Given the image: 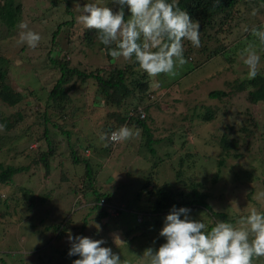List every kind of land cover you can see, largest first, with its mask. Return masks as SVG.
<instances>
[{
	"label": "rangeland",
	"instance_id": "374dc122",
	"mask_svg": "<svg viewBox=\"0 0 264 264\" xmlns=\"http://www.w3.org/2000/svg\"><path fill=\"white\" fill-rule=\"evenodd\" d=\"M17 1L21 5L20 21L10 40L0 38V48L6 52L5 48L9 46L12 51L8 73L11 85L26 93L33 88L44 101L47 91L43 93L42 89H49L59 75L50 55L71 57L74 62L71 66L80 60V66L87 70L91 64L98 63V56L102 57L101 53L78 40L69 42L64 35L65 31L69 35L68 27L73 29L74 35L83 30L77 17L84 4L96 3L116 9L111 0H56L51 7L48 0ZM262 5L260 0L240 3L239 12L235 10L234 18L227 19L229 25L225 22L221 25L225 20L222 13L206 28H202L199 21L201 46L196 48L187 40L183 42L187 63L177 67L175 75L149 77L137 68V75L144 73L152 86L159 85V90L165 93L159 99L147 101L150 105L147 122L154 138L151 141H147L141 129L129 125L138 131L137 136L119 142L112 150L104 146L106 143L99 136L106 132L107 116L111 111L121 109L105 102L100 104L103 107L95 110L93 105L103 95L90 84L72 94L74 102L65 108L68 113L63 119L56 110L49 109L56 117L53 115L47 124V137L43 135V124L34 115L42 113L44 106L39 100L32 102L28 97L26 104L32 106L27 108V113L32 112L34 120L31 129L25 131V138L16 139L9 149L6 145L7 150L3 147L0 151V162L4 166L29 164L28 171L13 176L12 187L0 185V264H72L73 260L62 254V248L69 243V233L105 240L102 246L120 254L123 264H147V258L143 256L145 249H158L165 242L160 236L154 239L151 231H157L155 235H159L168 214H148L156 198L154 192L148 191L151 186L141 189L148 176H152L156 186L170 182L175 188H184L187 192L190 188L183 185V179L185 185L190 181L203 183L199 189L206 192L207 202L214 210L228 213L229 223L234 225L252 208L258 212L263 210L264 196L258 194L264 192V101L251 103L246 88L238 90L231 85L235 78L248 77L241 52L232 54L231 60L220 54L206 61L213 48L226 44L234 48L239 41L245 47L253 45V50L260 56L258 70L264 74V68L260 69L264 64L261 55L264 52L258 48L264 49V45L246 35L250 28L264 24ZM44 10H47L45 15ZM128 15L125 9V19ZM21 22L27 24L28 30L40 35L41 40L35 48L20 42ZM58 24L61 33L55 39L59 43L55 46L52 32ZM0 34H8L1 23ZM83 48L85 53L81 52ZM132 61L120 57L117 62L122 66ZM197 62L205 63L196 66ZM214 88L224 89L228 95L221 99L206 96V92ZM206 107L214 114L208 122L200 116ZM53 121L59 123L58 128L51 125ZM61 128L69 131V140L77 143L78 148L82 151L86 148L85 153L89 151L85 157L92 169L93 183L84 195L75 190L79 183H84V162L78 164L80 168L71 163L66 148L68 137L59 130ZM222 136L236 142L235 147L224 155L219 154ZM47 143L58 153L50 157V168L34 162L38 157L37 147L43 151ZM165 154L169 155L164 157ZM220 157H224V163L218 179L212 181ZM63 173L68 177L66 181ZM179 178L182 183L177 184ZM93 189L109 193L103 196L106 204L111 205H105L109 213L104 218L99 216V208H89L85 204L87 200L94 201ZM190 216L205 223L206 230L208 225L217 221L204 209H193ZM65 217L71 220L62 224L60 235L54 237L53 224ZM253 264H264V257H254Z\"/></svg>",
	"mask_w": 264,
	"mask_h": 264
},
{
	"label": "trees",
	"instance_id": "16d2710c",
	"mask_svg": "<svg viewBox=\"0 0 264 264\" xmlns=\"http://www.w3.org/2000/svg\"><path fill=\"white\" fill-rule=\"evenodd\" d=\"M48 1L50 3V7L55 5L56 3V0ZM260 1H262L263 3L261 13H264V0ZM169 2H171V0H169ZM177 3L182 10H185L190 14V17L193 20L198 19L202 28H206L210 23H212V21L214 22V18H216L220 13L224 15L225 19L222 20L221 25L224 22L225 24L229 25L230 23L227 21V19L234 18V11L236 10L239 12V4H246L247 0H221L220 5L216 8H213V0H177ZM46 11L47 10L43 11V15H45ZM239 16H241V13ZM20 18L21 5L17 0H1L0 23L5 26V30L8 33L7 36H3V34H0L1 39L5 37L7 38V40H10L13 37L12 33L14 29L17 28ZM68 23H71V21H69ZM80 27L83 30L81 32H77L76 35L73 34V29L68 27L69 35L66 31L64 32V35H66L68 41L71 42L73 40L76 42L78 40L80 44L84 43V45H86L87 47H90L94 51L101 53L102 57L98 56V63L91 64L92 67L87 70L85 67L80 66V60L71 66L70 64L74 63L71 57L62 58L63 55L58 56L56 53L55 55H50L51 53L49 52V58L51 62L57 65L59 75L49 89H42L44 91L43 93L47 91L44 97V101H41V96L33 88L29 89L26 93L25 91L14 88L11 85L8 73L11 69L10 62L12 60V57H10V54L12 53V51L10 50L9 46H7L8 49L4 47L6 49V52L3 51L2 48H0V125H3V129L0 130V151L3 147L6 148V145H8L7 148L9 149L10 145L13 144V141H15L16 139L21 140L25 138V136H27V133H25V131L31 129V121L33 120L31 118L32 112L27 113V108L31 107L32 105L26 104L28 97L32 102H35V100H39L44 106L43 109H41L43 110L42 113L36 112L34 115L37 118L38 122L40 124H43V135L47 137V124L51 121V117L53 115L56 117V114L53 111L50 112L49 109L56 110L58 113L57 115L61 119H63V115L68 113L65 108L70 107V104H73L74 102L72 94L76 92L80 87H88V84H90L92 88H95L100 94L103 95L102 98H99V101H97V103L95 102L96 105H93V108L95 110L103 107L100 104H106L109 102L111 104H114L117 109H121L118 111H111V113L108 114L107 117L109 119V122L106 124V132H110V130L117 129L123 125H134L136 128L141 129L144 136L146 135L147 141H151L152 139H154L151 136V129L148 126L147 122L148 115L146 113H148V108L150 106L149 104H147V101L152 98L154 99L158 97L159 99V97L164 96V94H161L158 91L160 89L158 88L159 85L156 88L152 86L150 80L145 76L144 73H140L137 75L136 72L139 65L135 62L134 58L132 59V62H128L121 66L117 62L119 59L114 60L110 55H108L106 46L100 43V41L96 38V30H88L83 25H80ZM222 29L223 27L221 28V30ZM52 33V43L53 45L58 46L59 43L55 39L57 35L61 33L59 24L55 28V31ZM246 35L253 41H256L257 43L259 42L257 38L253 39L254 36L251 34V28ZM234 46L235 47L232 48L231 46L229 47V45L226 44V46L221 45L213 48L209 51L206 61L210 60L213 57H218L220 56V54H222L226 59L231 60L233 59L232 54H234L235 52H241L246 45L238 41V43L234 44ZM258 48H260L262 52H264V49H262L261 47ZM235 49H237V51H235ZM59 50H57V53H59ZM83 50L85 51V49L83 48L81 52L85 53ZM261 55L262 57H264L262 53ZM205 62H201L199 64L197 62L196 66H201ZM82 65H86V63H82ZM262 68H264V64L260 69ZM231 85L235 86V89L238 90L246 88L247 99L251 103L264 101V74L260 70H258V75L255 79L250 80L245 76L235 78L233 81H231ZM227 93L228 92L224 89L214 88L207 91L206 96L210 98L221 99L223 97H226L228 95ZM142 112L144 113L143 117H141ZM200 116L201 119L204 120V122H208L213 118L214 114L211 108L206 107V110ZM28 119H30V122L27 121ZM58 124L59 123L53 121L51 125L58 128ZM59 130H62V133L68 137L66 148L68 149V154H70L72 158L70 159L71 163L73 165H76V167H79L78 164H80L82 161L84 162L85 173L82 175L84 183H79L77 185V188L75 189L76 191L83 192L84 195L86 191L92 188L93 183L92 169L87 161V158L85 157V155H88V152L85 153L86 148H83L84 151H82L80 148H78L79 145H77V143L69 140L68 130L62 128ZM105 143L106 145L104 146H106L109 150H112L118 144L111 142ZM47 145V148L43 149V151L41 150L40 146L37 147L38 157L37 161L34 162H39L43 167L50 168L51 158L55 157V155H57L58 153H56L55 148L52 147L49 143H47ZM235 145V141H229L225 139L224 136H222L219 140V154H227V150L234 148ZM168 155L169 154H165L164 157H167ZM32 159L35 160V158ZM223 163L224 157H220V159H218L217 161V169L212 175V181H216L218 179ZM28 165L29 164L4 166L0 162V185L4 184L7 187H12L13 176L24 171H28ZM63 179L65 181L68 179L66 173L64 174ZM181 181L182 180L179 178L176 183H182ZM184 182L185 180L183 179V185L186 188L188 187L187 189L190 188L188 192L185 191L184 188H175L174 185L170 182L161 184L160 186H156L153 182L152 176H148L147 181L143 183L141 189L146 186H151L148 191H152L156 195V198L153 200L151 209L148 211V214L166 215V213H169L170 209L173 206H176L177 208L187 207L191 210L204 209L212 217L217 219V221H215L213 224L208 225V229L206 231L210 230L211 227L214 226L218 221L229 222L227 217L228 213H225L224 211L214 210L212 206L207 202L206 192L199 189V187L203 186V183L190 181L185 185ZM92 192L95 195V197H93L94 201H91V203L90 200H87L88 203L85 204L89 206V208H99V216L101 218L106 217L109 213V209H107V207H105L104 205L99 204V199L104 198L103 196H108L109 193L97 192L95 191V189H93ZM115 210H117V208ZM259 212L264 213V209ZM138 217L142 218L141 215H138ZM70 220V218L66 219L65 217L59 223L53 224L52 227L54 230H56L54 237H58L60 235V232L63 230V227H61L62 224H66V222H69ZM58 229L60 230L59 232H57ZM146 230L147 229H145V231ZM145 231L144 233L145 235H147ZM156 232L157 231H151V235L155 237L154 239L159 238V235H155ZM81 235L85 236L83 234ZM69 248L70 243L62 248V254L72 260L78 259V256H68Z\"/></svg>",
	"mask_w": 264,
	"mask_h": 264
},
{
	"label": "clouds",
	"instance_id": "9594fccd",
	"mask_svg": "<svg viewBox=\"0 0 264 264\" xmlns=\"http://www.w3.org/2000/svg\"><path fill=\"white\" fill-rule=\"evenodd\" d=\"M220 2L213 0V8ZM111 4L116 10L85 3L77 22L88 30H96V38L106 46L108 55L114 60L134 58L149 77L175 75V69L187 63L185 40L196 48L201 46L199 21L182 10L177 0H111ZM125 9L129 13L127 19ZM252 14L255 15V10ZM19 28L20 42L35 48L41 40L40 35L28 30L24 22ZM251 34L264 45V24L252 27ZM240 55L248 68V79H255L260 56L252 44H248ZM2 129L3 125H0ZM137 135L138 131L123 125L100 133L99 139L119 143ZM258 195L264 196V192ZM190 212L187 207L170 209L159 232L165 242L158 249H145L143 256L147 258V264H253L254 257H264V213L252 208L235 225L218 221L206 231L205 223L192 219ZM68 242V256L79 257L72 264H123L120 254L102 246L106 243L103 239L69 233Z\"/></svg>",
	"mask_w": 264,
	"mask_h": 264
},
{
	"label": "built area",
	"instance_id": "2783aa9c",
	"mask_svg": "<svg viewBox=\"0 0 264 264\" xmlns=\"http://www.w3.org/2000/svg\"><path fill=\"white\" fill-rule=\"evenodd\" d=\"M144 115V113H141V116H143ZM99 204H102V205H107V206H110V205H108V204H106V201H105V199L104 198H100V200H99ZM113 207V206H112ZM114 209L113 210H115L116 208L115 207H113Z\"/></svg>",
	"mask_w": 264,
	"mask_h": 264
},
{
	"label": "crops",
	"instance_id": "0c3cea01",
	"mask_svg": "<svg viewBox=\"0 0 264 264\" xmlns=\"http://www.w3.org/2000/svg\"><path fill=\"white\" fill-rule=\"evenodd\" d=\"M160 92H161V93H163V92H164V90H162V91L160 90ZM88 152H89V151H88Z\"/></svg>",
	"mask_w": 264,
	"mask_h": 264
}]
</instances>
